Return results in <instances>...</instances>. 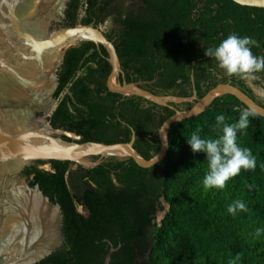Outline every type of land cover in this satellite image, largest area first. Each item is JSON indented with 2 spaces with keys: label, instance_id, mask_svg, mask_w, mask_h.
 I'll list each match as a JSON object with an SVG mask.
<instances>
[{
  "label": "trees",
  "instance_id": "obj_1",
  "mask_svg": "<svg viewBox=\"0 0 264 264\" xmlns=\"http://www.w3.org/2000/svg\"><path fill=\"white\" fill-rule=\"evenodd\" d=\"M84 6L82 26L110 21L105 35L120 60V81L148 82L140 87L157 96L189 98L195 88L199 99L229 83L264 107L246 81L225 76L204 55L230 34L252 37L259 45L253 54L264 55V9L231 0H85ZM78 9L76 0L68 27L76 26ZM110 72L103 47L86 42L68 49L56 96L66 93L48 122L80 138L64 140L78 143H127L134 131V149L150 160L160 150L164 121L192 104L164 107L111 93ZM256 75L264 82V73ZM242 110L248 109L239 100L222 95L200 116L172 125L167 156L150 169L113 157L93 169L56 161L27 168L30 185H38L64 215L63 246L39 264H103L110 244L117 248L110 264H264V118L253 113L249 128L238 134L256 167L241 170L223 189H204L205 156L193 154L187 143L197 129L202 138H215L216 116L231 124ZM44 164L50 170L41 169ZM236 200L248 210L231 215L227 207ZM160 212L165 215L158 223Z\"/></svg>",
  "mask_w": 264,
  "mask_h": 264
},
{
  "label": "water",
  "instance_id": "obj_2",
  "mask_svg": "<svg viewBox=\"0 0 264 264\" xmlns=\"http://www.w3.org/2000/svg\"><path fill=\"white\" fill-rule=\"evenodd\" d=\"M71 0H0V264H39L64 244V215L61 206L50 200L38 185L31 186L22 175L35 162H69L93 169L101 159H132L143 169L161 163L169 150L168 134L172 125L198 117L219 96L231 95L257 116L264 118V107L231 84H218L203 98L157 96L140 85L119 78L123 71L113 45L100 27L60 28ZM264 9V0H231ZM91 42L108 54L111 72L107 89L114 94L136 96L159 106L191 103L185 111L174 109L159 129V152L145 160L135 149V132L127 143H78L63 139L46 119L56 108L57 72L68 49ZM41 114L42 117H38ZM66 136V135H65ZM73 140H78L72 138ZM99 157L93 161L92 158ZM117 248L110 250L103 264L111 263Z\"/></svg>",
  "mask_w": 264,
  "mask_h": 264
},
{
  "label": "clouds",
  "instance_id": "obj_3",
  "mask_svg": "<svg viewBox=\"0 0 264 264\" xmlns=\"http://www.w3.org/2000/svg\"><path fill=\"white\" fill-rule=\"evenodd\" d=\"M254 47L259 45L252 37L230 34L219 45L206 48L204 55L214 60L216 68L227 77H237L244 81L255 80L259 79L256 74L264 73V55H254ZM252 116L250 110H242L238 121L229 124L226 123L224 115H218L215 125L219 134L215 138H202L197 129L187 139L193 154L202 153L205 156L207 171L202 179L205 190L223 189L241 170L247 171L256 167V158L251 150L238 143V134H244L249 128ZM247 210V205L242 200L233 201L227 207V212L231 215ZM255 235L259 237L261 230L257 229ZM239 259L237 255L236 260Z\"/></svg>",
  "mask_w": 264,
  "mask_h": 264
},
{
  "label": "rangeland",
  "instance_id": "obj_4",
  "mask_svg": "<svg viewBox=\"0 0 264 264\" xmlns=\"http://www.w3.org/2000/svg\"><path fill=\"white\" fill-rule=\"evenodd\" d=\"M83 11H84V9H83V7H81L80 14H79V17H78V20H77V24H76L77 26H82L80 21H81V19L83 17ZM100 29L104 33H107L108 30L110 29V22H106L105 24L101 25ZM257 80L258 79L248 80V81H246V83L253 90V92L256 95V97L259 100L264 101V94H261L262 92H264V82H261L260 80H258V82H259V84H258ZM42 169L43 170H50V167H49V165H45V166H42ZM167 209H168V207L165 206V210H167ZM79 211H81L80 208H79ZM164 215H165V212H160V213L157 214V222L158 223L163 219ZM162 264H169V263L166 262V261H162Z\"/></svg>",
  "mask_w": 264,
  "mask_h": 264
},
{
  "label": "flooded vegetation",
  "instance_id": "obj_5",
  "mask_svg": "<svg viewBox=\"0 0 264 264\" xmlns=\"http://www.w3.org/2000/svg\"><path fill=\"white\" fill-rule=\"evenodd\" d=\"M75 1L76 0H71L68 4H67V7H66V9H65V11H64V16H63V18H62V21L60 22V23H58L57 24V26L58 27H60V28H64V27H68V19H69V17H68V13H69V10H70V7H72V5L75 3ZM84 2H85V0H78V3H79V9H78V12H77V20H78V17H79V14H80V10H81V7H83V9H84ZM84 15H85V13H84V11H83V17H84ZM82 17V18H83ZM106 22H110L109 20H107ZM105 22V23H106ZM104 23V24H105ZM101 26V25H100ZM99 26V27H100ZM62 67V66H61ZM60 67V68H61ZM60 68H59V70H60ZM59 70H58V72H57V78H58V81H59ZM60 84V83H59ZM58 88H59V85H58V87H57V89H56V91H55V94H54V99L57 101V104H56V107H57V105H58V103H59V101L63 98V96L65 95V93L64 94H62L59 98H57V96H56V94H57V91H58ZM56 109V108H55ZM55 111V110H54ZM53 111V112H54ZM52 115V114H51ZM50 115V116H51ZM38 117H42V115L41 114H38ZM49 118V117H48ZM48 118L46 119V122L47 123H49L48 122ZM50 124V123H49ZM51 126V125H50ZM36 163H38V162H35V163H33V164H31L30 165V167L32 166V165H34V164H36ZM45 165H47V164H44V165H42V166H45ZM41 166V167H42ZM40 167V168H41ZM50 167V166H49ZM27 168H29V167H27ZM26 168V169H27ZM26 169H25V171H26ZM25 171H23V173H22V175L23 176H25ZM26 177V176H25ZM27 178V177H26ZM27 180L30 182V180L27 178ZM80 209H81V212H83L84 210H83V208H81L80 207ZM63 235H64V232H63ZM64 238H65V236H64ZM64 242H65V239H64Z\"/></svg>",
  "mask_w": 264,
  "mask_h": 264
},
{
  "label": "built area",
  "instance_id": "obj_6",
  "mask_svg": "<svg viewBox=\"0 0 264 264\" xmlns=\"http://www.w3.org/2000/svg\"><path fill=\"white\" fill-rule=\"evenodd\" d=\"M65 135L68 137V138H70V139H72V138H75V139H80L79 137H76V136H74V135H72V134H69V133H65ZM41 169H42V167H41ZM46 171H48V170H46Z\"/></svg>",
  "mask_w": 264,
  "mask_h": 264
}]
</instances>
